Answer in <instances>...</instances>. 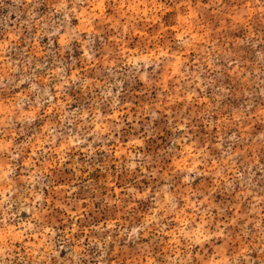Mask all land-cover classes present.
Listing matches in <instances>:
<instances>
[{
	"label": "rangeland",
	"instance_id": "obj_1",
	"mask_svg": "<svg viewBox=\"0 0 264 264\" xmlns=\"http://www.w3.org/2000/svg\"><path fill=\"white\" fill-rule=\"evenodd\" d=\"M0 264H264V0H0Z\"/></svg>",
	"mask_w": 264,
	"mask_h": 264
}]
</instances>
